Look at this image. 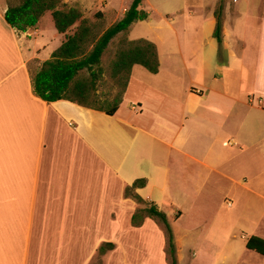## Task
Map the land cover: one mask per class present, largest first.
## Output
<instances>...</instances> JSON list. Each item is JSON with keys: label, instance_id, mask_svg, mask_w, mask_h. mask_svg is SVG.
Returning <instances> with one entry per match:
<instances>
[{"label": "crops", "instance_id": "0c3cea01", "mask_svg": "<svg viewBox=\"0 0 264 264\" xmlns=\"http://www.w3.org/2000/svg\"><path fill=\"white\" fill-rule=\"evenodd\" d=\"M8 6L0 0V264H86L97 242L131 217L135 203L123 193L138 178L147 183L137 193L157 206L170 197L210 195L213 178L240 184L246 204L264 200L251 179L249 186L236 179L253 160H261L258 174H264V125L253 123V115H264V100L254 105L250 97L225 91L210 98L191 88L175 100L180 112L174 126L160 98L166 85L158 84L163 65H185L178 49L165 62L157 50L159 70L150 73L154 95L140 89L124 106L137 78L134 65L111 116L68 100L46 102L33 93L31 76L63 34L53 27L57 47L42 40L46 15L53 22L50 11L35 28L18 31L5 20ZM175 75L165 71L168 80Z\"/></svg>", "mask_w": 264, "mask_h": 264}, {"label": "rangeland", "instance_id": "374dc122", "mask_svg": "<svg viewBox=\"0 0 264 264\" xmlns=\"http://www.w3.org/2000/svg\"><path fill=\"white\" fill-rule=\"evenodd\" d=\"M19 1L7 0L9 5H16ZM131 2L62 0L58 8L79 9L81 18H85L100 35L122 18ZM219 2L223 4L221 42L213 35L216 28L213 12ZM141 8L148 13L147 19L134 22L127 31L115 36L102 56L104 74L99 93L111 96L116 92L110 77L116 52L128 41L146 39L156 45L163 62L167 56L176 55L172 52L178 49L185 59L184 66L181 60L172 69L168 64L163 65L164 79L158 84L166 85L167 94H160V98L173 112L174 126L178 120L175 115L180 112L175 100L181 101L191 88L210 98L225 91L243 100L250 97L254 105L260 99L264 100V0H143ZM41 25L45 30L42 40L57 47L59 39L52 36V20L46 15ZM78 25L76 22L66 33L72 34ZM62 38L65 39V34ZM31 67L36 70L38 65ZM134 70L137 78L129 85L124 106L140 93V89L145 88L148 95L150 92L154 95L149 89L152 87L150 72L138 65ZM165 71H173L176 75L168 80ZM253 117L255 126L264 125V115L255 114ZM254 139L253 135L250 143ZM260 162L253 160L245 167L250 178L242 176L245 172L236 179L247 186L251 185V179L252 187L263 192L264 174H258L261 172ZM215 175L211 173L212 177ZM207 187L210 194L207 196L170 197L169 202H158L173 232L177 264H264L263 255L245 247L251 235L264 238L260 235L264 233V218H260L264 200L256 198L257 201L246 204L245 190L240 184H223L214 178ZM230 202L232 205L228 207ZM177 211H181V215L176 219ZM104 216L106 218V214ZM111 218L116 219L117 215L111 213ZM144 223L143 227H133L129 218L123 225H115L108 238L97 242L86 264H169L162 226L155 220L146 226ZM157 240L160 242L158 246ZM108 241L114 244L113 248L99 254V246Z\"/></svg>", "mask_w": 264, "mask_h": 264}, {"label": "trees", "instance_id": "16d2710c", "mask_svg": "<svg viewBox=\"0 0 264 264\" xmlns=\"http://www.w3.org/2000/svg\"><path fill=\"white\" fill-rule=\"evenodd\" d=\"M62 0H20L16 5H9L4 17L6 22L18 31L35 28L40 17L50 11L56 30L65 34L63 42L51 53L39 69L31 76L33 93L46 102L68 100L80 106L102 111L113 115L119 108L131 71L134 65L143 67L155 74L159 69V59L156 45L146 39L128 41L126 46L116 52L110 67V77L116 88L111 96L109 93H99L103 82L102 56L110 41L121 32H125L137 21L147 19L148 13L141 8L143 0H132L122 18L97 35L94 28L82 17V13L75 7L66 10L59 9ZM223 4L219 2L214 10L216 28L214 37L221 42V19ZM101 15V14H99ZM76 22L78 27L72 34L66 31ZM147 181L138 178L124 189V197L135 203L130 217L133 227H140L144 220H155L162 226L166 242L169 264H177L176 245L173 232L166 214L158 208L155 202L144 200L137 190L143 188ZM181 215L177 211L176 219ZM112 242H104L99 248V254L113 248ZM245 247L248 250L264 256V239L251 235Z\"/></svg>", "mask_w": 264, "mask_h": 264}]
</instances>
